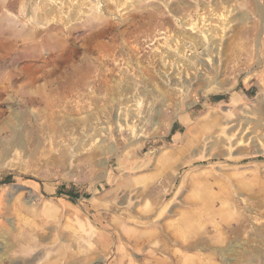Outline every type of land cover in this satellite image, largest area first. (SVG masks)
Wrapping results in <instances>:
<instances>
[{
    "label": "rangeland",
    "instance_id": "obj_1",
    "mask_svg": "<svg viewBox=\"0 0 264 264\" xmlns=\"http://www.w3.org/2000/svg\"><path fill=\"white\" fill-rule=\"evenodd\" d=\"M198 159L228 218L196 252L264 264V0H0V264H108L92 198L124 215L123 196L180 191ZM130 160L146 167L114 183Z\"/></svg>",
    "mask_w": 264,
    "mask_h": 264
},
{
    "label": "crops",
    "instance_id": "obj_2",
    "mask_svg": "<svg viewBox=\"0 0 264 264\" xmlns=\"http://www.w3.org/2000/svg\"><path fill=\"white\" fill-rule=\"evenodd\" d=\"M237 97V94L234 95ZM226 101V95L222 92L207 96L204 104L222 103ZM181 117V124H173L170 128V136L179 139L181 128L188 122L191 116L187 114ZM188 128V127H187ZM189 130V129H187ZM180 150V148H177ZM172 151H166L160 155L158 167H168ZM129 160V159H128ZM193 160L200 171L188 176L180 191H171L168 196L162 194L157 196L154 203H146L143 199L137 201L134 197L123 196V204L132 200L133 204L124 208L125 214H116L113 209L103 211L97 209L100 201L109 197L94 196L91 206L97 211L98 222H94L91 229V245L97 247L98 253L105 255L110 252L108 264H131L132 260H143L151 255L155 260L164 259L172 264L178 260L184 264H211L205 260V256L196 252L197 249H210L211 238L210 223L217 219L218 223L222 218L226 221L228 213L226 202L222 201V189L216 186V173L211 172V167ZM129 165V168L136 170L138 167L145 168V162L141 164L136 160L130 162H119L116 168V176L111 171L114 183L118 180ZM192 168H195L194 164ZM196 167V168H197ZM147 174V173H145ZM172 176H166L164 180H171ZM129 183L137 187L140 195L150 194L146 188L150 182H141L143 178L128 176ZM222 181V176L219 178ZM120 187V185L118 186ZM174 198V199H173ZM89 207V205H88ZM109 207V206H108ZM224 210V212H222ZM128 213V214H127ZM226 224V223H222ZM218 239H221L219 236ZM12 262V261H11Z\"/></svg>",
    "mask_w": 264,
    "mask_h": 264
},
{
    "label": "trees",
    "instance_id": "obj_3",
    "mask_svg": "<svg viewBox=\"0 0 264 264\" xmlns=\"http://www.w3.org/2000/svg\"><path fill=\"white\" fill-rule=\"evenodd\" d=\"M60 193V192H59ZM70 196H72L71 194H70Z\"/></svg>",
    "mask_w": 264,
    "mask_h": 264
}]
</instances>
